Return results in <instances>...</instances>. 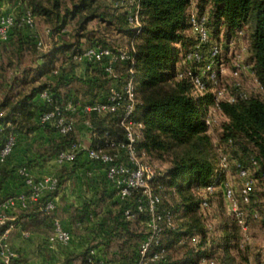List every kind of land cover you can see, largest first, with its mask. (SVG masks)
Instances as JSON below:
<instances>
[{"label": "trees", "instance_id": "16d2710c", "mask_svg": "<svg viewBox=\"0 0 264 264\" xmlns=\"http://www.w3.org/2000/svg\"><path fill=\"white\" fill-rule=\"evenodd\" d=\"M4 4L13 7L15 20L8 38L0 41V153L11 132L16 135V145L1 164L0 202L29 190L26 177L20 173L23 168L37 181L48 173L57 178L54 189L11 213L16 224L9 239L12 247V238L24 240L23 233L28 231L44 234L39 245L44 250L50 246L47 238L57 218L72 234L69 245L81 247L67 252L60 264H136L140 247L150 233L152 215L147 203L143 211L137 210L142 191L135 190L121 199L107 176L108 165L90 159L86 150L71 162L56 161L61 151L77 141V133H84L83 129L93 134L91 146L119 153L118 162L127 161L126 149L106 145L110 140L116 146L126 141L119 125L123 109L118 115L77 113L76 130L65 135L39 120L53 106L39 98L44 90L57 103L99 102L107 99L112 85L121 87L132 78L137 100L133 116L143 124L142 135L135 142L137 156L168 162V167L156 171L150 181L160 198L156 213L162 218L160 240L148 251L147 264H192L202 256L219 264H248L253 251L257 260L264 256V248L253 250L250 235L248 241L244 238L239 217L233 212L224 215L221 202L218 234L199 213L204 195L209 205L212 198L219 202L223 196L227 200L226 174L229 170L239 174V166H243L251 171L255 182L248 202L241 195L242 185L239 191L235 189L242 218L247 233L252 228L264 229V0H0V14L4 13ZM137 5L139 27L129 19ZM193 10L198 17L206 18L210 32L206 43L200 44L191 27ZM28 11L32 27L23 21ZM38 25L49 30L51 51L38 48ZM244 34L245 60L257 85L250 86L254 77L242 73L241 86L236 87L238 79L230 75L226 95H235L236 100L230 101L227 96L216 100L211 91L213 80L204 71L211 48L221 45L230 62L227 54L238 49V40ZM98 46L113 54L121 48L131 50V60L116 63L117 78L105 71L107 56L100 61L74 59L76 52ZM194 50L202 53L200 62L186 59ZM188 71L202 77L207 87L204 94L196 90ZM242 89L248 91L246 98L239 96ZM217 114L224 118L219 148L209 132L215 123L206 121ZM85 120L90 121V129ZM222 156L228 161L225 169L221 167ZM70 183L72 188H81L80 202L67 201L63 191ZM207 185L213 187L211 192L205 191ZM48 201L55 207L45 211ZM129 208L131 217L125 214ZM5 227L0 225V234ZM14 249L17 264L29 258L24 249ZM155 254L158 257L152 259Z\"/></svg>", "mask_w": 264, "mask_h": 264}, {"label": "built area", "instance_id": "2783aa9c", "mask_svg": "<svg viewBox=\"0 0 264 264\" xmlns=\"http://www.w3.org/2000/svg\"><path fill=\"white\" fill-rule=\"evenodd\" d=\"M131 2H137V0H131ZM136 27L140 26L139 22V7L136 9L129 17ZM15 14L14 11L4 12L0 14V41H4L8 38L10 30L14 24ZM23 21L26 25L32 27L34 25L31 13L28 11L24 15ZM191 27L194 33L197 35L200 44L206 43L209 40L210 32L206 26L205 16L198 17L197 13L193 10L190 16ZM49 30L46 32L48 37ZM47 40L40 39L38 41V48L41 51H51L52 44ZM129 47L119 49L117 54H113L110 49L101 47H90L82 51H78L74 54V59L78 62L82 61H100L104 56L108 57L106 64L104 65L105 71L109 76L113 78L118 77V72L116 71V63L118 61H129L132 59ZM245 46L240 49H235L231 53L227 54V57L231 58L229 62L223 55V48L221 45H213L211 48V57L209 61L205 64L204 71L209 74V78L213 80L214 86L211 91L215 95V99L226 97L227 88L222 86V75H224L227 70L230 69L231 76L235 77L237 80L236 87L241 86V75L242 73L249 74L253 76L251 65L245 60ZM202 53L199 50L191 51L187 54V60H195L200 62L202 60ZM132 71V70H131ZM58 73V70L54 71ZM191 79L195 85V88L200 93L204 94L207 91V87L202 77L194 74L192 71H188ZM254 77V76H253ZM252 84L257 85V79L254 77L252 79ZM251 86V85H250ZM241 98H246L248 96V91L242 89L239 92ZM39 98L53 106L43 112L40 115V123L42 125H51L56 128L57 132L61 135L74 132L76 130V117L77 113H89L96 111L99 113H110L117 114L120 109L123 112L119 115V125L124 129L126 135V141L115 145L113 140L107 141L108 147H118L126 149L128 160L123 162H118L120 158L119 153H111L106 151L100 146H91V135L90 145L86 147L82 143L74 142L68 149L61 151L56 157V161L59 164L71 162L75 159L77 154L86 150L87 155L90 159H97L108 165L107 176L114 183L118 190V195L121 199H125L131 195L135 190L142 191V197L139 199L137 204V210L143 211L145 203L149 207L151 212V219L148 223L150 228V233L146 236L143 241L140 251L139 258L136 264H147L149 261L148 251L150 250L153 243L158 244L161 234V215L156 213V205L160 201L158 195H155L150 181L155 177L156 171L154 168L146 163L142 158L137 156L135 142L142 135L143 124L137 121L133 116V111L137 103L136 100V88L133 79L126 81L121 87L112 85L109 89V93L106 100L99 102H89L82 103L81 101L73 102L67 101L63 103H57L54 101L52 94L48 90H44L39 94ZM227 98L230 101H235V95H228ZM3 115V111H0V116ZM209 125L215 123L216 118L208 117L206 119ZM10 124V123H9ZM84 124L88 129L91 128V123L89 120H85ZM95 135V134H94ZM109 136V133L106 132ZM16 145V135L10 133L4 147L0 153V168L1 164L5 161L6 157L10 155ZM254 166H257V161L252 159ZM221 167L227 168L228 161L226 156L221 158ZM239 176L243 179L241 195L245 202L249 201V194L254 185V177L248 168L239 166ZM20 173L26 178V183L29 186L27 192L19 193L15 196L8 197L4 201L0 202V225H6L5 230L0 234V241L2 245L0 247V264H17L16 259L18 258V253L11 246L9 239L11 232L15 229L16 224L14 218L10 216L11 213L15 212L17 209L26 208L32 203H35L42 193L46 190H52L57 185V178L54 175H47L40 180H35L33 175H31L26 169H21ZM213 187L207 185L205 191L211 192ZM224 195L227 201L231 205V210L239 217V222L242 224L243 231H247V225L244 223L242 218V211L240 210L238 199L236 197L235 188L230 185H225ZM55 203L53 201H48L43 209L45 211H50L54 209ZM209 207V200L206 195L203 196L200 202V209L205 210ZM127 217L132 216V209H127L125 212ZM24 236H30V232L26 231L23 233ZM48 242L50 246L55 245H69L72 241L71 232L64 227L59 219L54 220L53 230L48 236ZM195 241L196 239L193 238ZM158 255L155 254L152 259L157 258ZM60 264V263H56ZM201 264H219L215 259H204Z\"/></svg>", "mask_w": 264, "mask_h": 264}, {"label": "rangeland", "instance_id": "374dc122", "mask_svg": "<svg viewBox=\"0 0 264 264\" xmlns=\"http://www.w3.org/2000/svg\"><path fill=\"white\" fill-rule=\"evenodd\" d=\"M11 11L12 10H7V9L4 10V12H11ZM37 27L39 29L40 38L43 40H47L46 39V38H48L46 36L47 30L45 29V27L42 25H40V26L38 25ZM221 38L225 39L223 34H221ZM240 38L241 39L238 40L239 45L237 44L238 49H240L242 46L246 45V35L244 34ZM228 66H229V69L227 70V72L224 75H222V81L221 82H222V86H224V87L227 86L231 81V78H230L231 67H230V65H228ZM250 85L253 87L252 83H250ZM223 121H224V118L217 114L215 124L210 127V131H209L211 134V137H212V141L217 148H219L222 145L221 133H222ZM81 128H82V126H81ZM83 130H84V133H80V132L77 133L78 138H77V141H75V142H78V143L80 142V143L84 144L86 147H88L90 145V142L88 141L89 133L86 129H83ZM77 132H78V130H77ZM85 134H87V135H85ZM226 150L228 152H231V148H227ZM220 153L221 152H218V154H220ZM142 159L146 163L150 164L154 168L155 171H164L168 167V162L166 160H159V159H156L153 157L149 158L147 156H143ZM48 172H51V171H48ZM242 182H243V179L239 176V174L236 171L229 170L227 172L226 177H225V182H224L225 184L230 185L233 188H235L236 191H239V189L241 188ZM219 188L220 187H218V190H221ZM220 202L223 206L224 215L225 216L232 215L231 205H230L229 201H227L223 198V196L221 198V201H219V202L217 200H213V198H212L211 203L207 209H205V210L200 209L199 210V213L205 217V222H206L207 226L210 228V230L214 233H217V234L220 232V222H221L220 213L217 212L219 207H220ZM252 229H250V232H248V233H247V231L246 232L243 231L244 238L247 239L246 241H248V238L250 235L249 240H250V244H251L253 250H254V248L255 249L264 248V229H255V230H252ZM253 253L254 254H252L251 258L248 261V264H264V256L262 255V258L257 260V259H255V252L254 251H253ZM207 257L208 256H202L198 260H196V262H194L192 264H201L204 259H207Z\"/></svg>", "mask_w": 264, "mask_h": 264}, {"label": "crops", "instance_id": "0c3cea01", "mask_svg": "<svg viewBox=\"0 0 264 264\" xmlns=\"http://www.w3.org/2000/svg\"><path fill=\"white\" fill-rule=\"evenodd\" d=\"M12 10L13 7L8 4L3 5L4 10ZM87 135V134H85ZM87 137V136H86ZM88 141L90 142V138L88 136ZM37 176L40 173H36ZM47 175H52V173H48ZM45 175V176H47ZM44 176V177H45ZM42 179V178H41ZM73 184H68L67 188L63 191L66 194V199L69 203L80 202L82 197V191L80 187L72 188ZM59 197H56L58 201ZM44 234L31 233L30 236L25 239H19L16 237L12 238V245L14 248H22L25 250L28 255V259L26 261H22L20 264H50V263H60L63 260L64 256H66L67 252L80 250L79 244L77 245H55V246H46L44 250L39 248L41 241L44 239ZM41 247V246H40ZM100 264H110L108 261H101Z\"/></svg>", "mask_w": 264, "mask_h": 264}]
</instances>
